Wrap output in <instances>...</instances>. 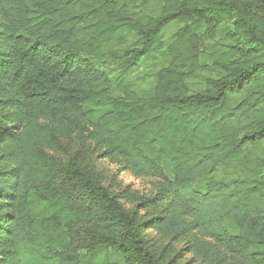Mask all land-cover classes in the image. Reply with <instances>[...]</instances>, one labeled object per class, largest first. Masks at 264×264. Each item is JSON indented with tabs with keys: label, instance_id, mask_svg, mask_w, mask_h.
<instances>
[{
	"label": "trees",
	"instance_id": "16d2710c",
	"mask_svg": "<svg viewBox=\"0 0 264 264\" xmlns=\"http://www.w3.org/2000/svg\"><path fill=\"white\" fill-rule=\"evenodd\" d=\"M172 239L264 264V0H0V264H178Z\"/></svg>",
	"mask_w": 264,
	"mask_h": 264
},
{
	"label": "rangeland",
	"instance_id": "374dc122",
	"mask_svg": "<svg viewBox=\"0 0 264 264\" xmlns=\"http://www.w3.org/2000/svg\"><path fill=\"white\" fill-rule=\"evenodd\" d=\"M146 20L147 17L145 16L142 21L144 22ZM176 29V24L169 25L164 31L163 39L166 41L172 38ZM133 37V34H128L126 40H132ZM115 47H117V45ZM172 59H174V55L163 54L154 60L144 63L141 67L132 72L129 77L141 84L142 87L148 88L152 81L151 74L162 66H169V64L172 62ZM76 141L77 134L75 133L73 136L66 139L65 142L69 148L74 149V147H76ZM49 151L55 155L65 156L64 152L61 150L58 151L55 149ZM97 168L101 172L104 182L108 184L115 192H125L128 190L129 192H133L134 196L137 194H152L155 192V188L158 184V178L136 176L131 171L121 166L119 162L113 161L109 158L97 160ZM129 198L130 197L126 196L125 202L128 205H133V203L129 201ZM143 212H145V210H143ZM148 234L157 238L158 240H161L155 231H149ZM170 244L181 249L180 252L183 255V258L178 261V264H200V261L196 259L191 253H189L187 249H185L183 241L172 239Z\"/></svg>",
	"mask_w": 264,
	"mask_h": 264
}]
</instances>
